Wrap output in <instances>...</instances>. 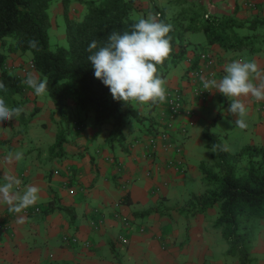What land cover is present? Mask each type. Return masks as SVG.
<instances>
[{
	"label": "crops",
	"instance_id": "1",
	"mask_svg": "<svg viewBox=\"0 0 264 264\" xmlns=\"http://www.w3.org/2000/svg\"><path fill=\"white\" fill-rule=\"evenodd\" d=\"M133 1L135 12L140 17L142 14L148 16L150 12L147 9L150 5L160 7L166 0ZM196 1L204 10L214 14H230L235 7V15L241 17L245 15L244 8L247 3H255L254 6L256 3L264 5V0ZM52 4H49L52 14L49 20L51 29V22L56 26L60 24L56 16L62 19L59 1L55 0ZM75 7L78 9L73 16L70 11ZM82 10L79 2L69 1L66 13L70 17L78 18ZM186 33L184 39L191 44L185 48L180 71L175 75L171 72L168 78H163L166 82L165 88L177 87L190 100L195 108L193 121L214 93L210 92L200 103L193 101L189 86L182 75L186 66V55L198 49L210 50L218 63L214 74V79L217 80L225 74L224 66L234 60H255L261 77H264V53H245L241 49L222 51L217 45H206L205 41L202 45L198 41L195 44L194 41L186 39ZM23 55L28 60V54ZM25 64L26 62L14 63L12 72L19 75L20 68ZM23 99L24 110H33L25 123L34 134L31 131L27 133L28 128L24 129L25 126L21 130L15 120L0 123V184L4 183L6 175H14L22 182L21 190L27 185L37 186L40 189V199L36 205L21 214L11 213L6 205L0 204V264H236L225 259V246L220 249L216 245L219 237L213 231L212 221L203 218L202 214L205 212L186 220L174 211L189 192L184 193L178 205L167 206L170 197L177 193L176 187L182 182L188 168V154L180 139L185 134L173 133L172 143L181 148L178 153L169 150L147 155L142 139L154 125L157 104L147 105L145 116L135 106L141 117L138 122L140 129L129 125L132 120L127 121L124 126H128H123L121 130L122 145L111 143L109 146L105 142L109 129L107 124L84 125L83 121L75 119L63 124L47 95L37 97L32 89H25ZM245 103L248 109L246 129L249 132V142L246 144H264V110L260 108L264 101L256 102L249 97ZM70 110L74 111L72 107ZM143 118L146 119L145 123ZM63 126L66 128L60 143L62 151L57 152L55 148L50 152L51 144ZM37 131H42L43 136L36 133L37 137H34ZM29 134L32 137H27ZM26 138H32L35 143L28 151H33V148L37 151L34 160L24 169H20L16 162L9 164L5 161L3 148L14 152L25 144ZM40 141L43 146L39 144ZM21 152L25 154L26 151ZM179 160L185 167L182 173H176L173 168V164L176 166ZM147 171L149 173L146 174ZM67 189L72 192L67 193ZM49 199L52 209L43 215L41 209ZM33 207L38 210L33 211ZM114 212L120 217H114ZM21 215L25 220L23 224L17 223ZM101 215L104 219L98 224L97 219ZM121 217L125 218L126 224ZM197 218L200 221L194 225ZM181 220L188 226L183 240L178 236ZM141 226L144 229L140 232ZM120 234L126 239L124 244L116 242ZM62 236L67 237L66 242L61 240ZM254 242L255 240L250 247L251 259L256 253L253 252ZM155 244L160 251L157 252ZM104 245L109 252L108 256L102 252Z\"/></svg>",
	"mask_w": 264,
	"mask_h": 264
},
{
	"label": "trees",
	"instance_id": "2",
	"mask_svg": "<svg viewBox=\"0 0 264 264\" xmlns=\"http://www.w3.org/2000/svg\"><path fill=\"white\" fill-rule=\"evenodd\" d=\"M51 1L55 0H0V81L7 88V93L0 92V96L10 106L24 104L23 91L30 88L4 62L10 54L27 53L31 71L40 78L47 77V96L63 124L90 113L94 125H108L105 142L109 146L122 145L124 124L129 120L139 122L141 117L133 104L113 100L109 88L95 78L87 48L93 40L103 45L114 31L130 32L134 23L147 16L131 17L136 10L133 0H58L66 45L49 48L46 10ZM69 1L82 5L78 18L66 13ZM147 10L172 25V53L158 68L162 78L169 67L183 59L190 44L184 39L185 32H201L206 45H217L222 51L264 53V13L259 11L241 17L235 15L233 7L230 14H214L196 0H166L164 5H150ZM32 39L38 41L39 51L29 48ZM23 117L22 113L15 121L25 124ZM65 128L57 132L50 152L55 148L62 151ZM201 137L209 150V162L198 164L203 188L198 193L189 192L175 212L187 220L215 204L217 213L211 225L225 242L224 253L233 256L236 264H251V243L264 220V144H245L229 152L206 127ZM51 203L50 199L46 201L41 209L43 215L52 209ZM187 228L185 224L186 231Z\"/></svg>",
	"mask_w": 264,
	"mask_h": 264
},
{
	"label": "clouds",
	"instance_id": "3",
	"mask_svg": "<svg viewBox=\"0 0 264 264\" xmlns=\"http://www.w3.org/2000/svg\"><path fill=\"white\" fill-rule=\"evenodd\" d=\"M171 30L170 23L149 13L147 18L141 17L134 23L130 32L114 31L103 45L98 46L95 40L89 44L88 61L94 68V76L109 88L113 100L150 106L167 102L166 82L158 68H162L165 61L170 59ZM28 43L30 49L39 51L38 41L32 39ZM224 73L219 80L202 78L203 89L226 97L230 102L227 111L236 117L230 123L244 130L248 127L245 101L249 97L256 102L264 101V77H261L255 60H234L224 66ZM22 83L32 89L37 97L48 94L47 77L40 78L29 71ZM0 92L7 93L3 81H0ZM24 111L23 107L10 106L0 96V123L16 120ZM212 147L214 151L216 145ZM23 158V152H10L5 156V161L11 164ZM21 183L16 176L6 175L4 183L0 184V204L6 205L11 213L21 214L40 199L37 186L27 185L21 190ZM24 222V217L19 216L17 223Z\"/></svg>",
	"mask_w": 264,
	"mask_h": 264
},
{
	"label": "rangeland",
	"instance_id": "4",
	"mask_svg": "<svg viewBox=\"0 0 264 264\" xmlns=\"http://www.w3.org/2000/svg\"><path fill=\"white\" fill-rule=\"evenodd\" d=\"M52 3H53V1L50 2V5H53ZM252 4L253 5H251L250 3H247L246 7L244 8L246 10V12H245V15L243 17H249L253 13H256V11H259L260 14L264 13V5H260V4L256 3V5L254 6L255 3H252ZM50 7L48 5L47 10H46L47 14L49 15V20H51V18H52V14L50 13ZM77 9H78L77 7L73 8L70 11V14H73V16H74L75 13L77 12ZM131 17L137 18L138 14L136 12H132ZM56 20L60 21L59 26H56V24L54 25V23L51 22L53 29H51L50 27L48 29V47L49 48H52L54 45H60V46L66 45V41H65L64 33H63L62 19L60 17L56 16ZM186 34H187L186 39L194 41L195 44L199 42V44L202 45L205 41L204 36L201 32H187ZM243 52L246 53V51H244V50H243ZM26 60L27 59L23 54H21V55L10 54L7 56V58L4 62L5 63L4 66L9 70L11 69V71H12V68L15 67V65H13L14 63H16V62L25 63ZM182 63H183L182 60H180L174 66L169 67L167 69L166 73L164 74V78H168V76L170 75L171 72L173 75L177 74L182 67ZM229 104H230V102L227 100V98L224 97L223 95H221L220 93L216 92L213 95H211L207 101V105L201 109L200 114L197 115L195 121H193L192 125L187 128L186 132L184 133L185 135L180 138L181 142H182V147L187 151V154H188V158H187L188 168L184 172L185 174H184V177L182 179V182L180 184H178L176 187L177 193L170 197V199L167 202V206L178 205L181 202V200L183 199L182 196L186 192L196 193L202 189V185H201L200 180L198 178L199 177V170L197 169V164L199 161H202V160L205 162H209V150L204 145L205 142L201 137V130L203 127L207 128V132L209 134L217 136V138L222 142L224 147L229 152H234L237 149L241 148L244 144L249 142L248 141L249 140L248 130L247 129L241 130L238 127H236L234 123H230V121H232V120L234 121L236 119V117L228 113L227 109L229 107ZM134 106L140 108L139 112L142 115H144V116L146 115L147 104L146 105L134 104ZM260 108L262 110H264V104L260 105ZM28 111H30V108H28L25 111L26 113H23L24 114V117H23L24 122L27 121L31 117V115H30L27 118V114L29 113ZM79 121H83L82 123L84 125H86V124L91 125V123H92L91 114L86 113L85 116L80 115ZM142 121L145 123L146 119L143 118ZM61 123H62V120H61ZM26 124L27 123H25V124L19 123L20 129L23 128V126H25L24 129L28 128L27 133H30V131H31V134H34V131L32 129L30 130L31 127L26 126ZM129 125L136 127V128L139 127V129H140L138 121L132 120L129 123ZM126 126H128V125H125L124 127H126ZM107 127L105 129H107ZM36 133L39 136H41L43 134L42 131L35 132V135H36ZM37 135L34 137H37ZM27 137H32V135L29 134V135H27ZM27 139L28 138H26L24 140L25 144L23 146H21L20 148L16 149L14 152H12L11 150H8L6 148H3L5 156L10 152L15 153L17 151H20V152L26 151L24 154V158L21 161L16 162L17 167L20 169H24V167L27 164H30L29 162L34 160L33 157L37 151L35 148H33V151H28L29 148L31 146L33 147V145L35 143L33 142L32 138H29L30 140H27ZM39 144L43 146L41 141L39 142ZM38 151H40V148L38 149ZM211 208H212L211 210H209L207 212L205 211V213L202 214L203 218H205V219L209 218L210 221L213 220V218L215 217V215L217 213V207L215 204ZM174 217L176 218V216H174ZM174 221H176V220H174ZM199 221H200V219H198V218L195 219V221L193 222L194 225H195V222H199ZM179 222L181 223V227H180L178 236L180 237V240H183V237L186 235L187 231L185 230V225L183 224V221L181 220ZM175 223H178V222L176 221ZM258 226H259V228L255 233V239H254L255 242L253 243V252H256V253H254L252 256V263L251 264H264V220L262 222H260ZM166 229L169 230V227H166ZM213 231H214L215 235H217L219 237V242L216 245L220 246V249H221L222 247L225 246V242L222 239V237L220 236L218 231H216L214 229H213ZM257 237H259V238H257ZM155 248H156L157 252L161 250L156 244H155ZM102 252H104L108 256L109 252L106 248V245L103 246ZM225 259L228 262H230L231 260L236 262V260L233 256H226ZM137 264H145V263L141 262V263H137Z\"/></svg>",
	"mask_w": 264,
	"mask_h": 264
},
{
	"label": "built area",
	"instance_id": "5",
	"mask_svg": "<svg viewBox=\"0 0 264 264\" xmlns=\"http://www.w3.org/2000/svg\"><path fill=\"white\" fill-rule=\"evenodd\" d=\"M186 66L183 69L182 75L184 76L193 101L200 103L210 94L209 91H205L202 86V78L214 79V74L217 70V60L213 53L208 49H198L191 54L184 57ZM32 70V64L30 61H26L24 67L20 68L19 77L23 81L27 72ZM167 102L163 104H157V111L154 125L151 126L148 134L142 139L144 149L147 155L154 154L157 151L167 152L169 150L175 153L179 152L181 148L172 143V134H184L189 126L192 125L194 111L190 100H187L182 90L177 87H166ZM191 98V100H192ZM168 164V163H167ZM169 162L168 165H170ZM174 171L182 173L185 169L181 161H177L176 166L173 164ZM149 173L148 171L146 174ZM67 193H71V189H67ZM33 211L38 210L37 207H33ZM114 217H120L118 213H113ZM123 223L126 224L125 218L121 217ZM103 216L98 217V224L102 222ZM94 226L96 224L92 223ZM144 227H139V231H143ZM61 240L66 242L67 237L62 236ZM72 240H74L72 238ZM116 242L118 244H124L126 239L123 235H118ZM163 245L161 244L160 247Z\"/></svg>",
	"mask_w": 264,
	"mask_h": 264
}]
</instances>
